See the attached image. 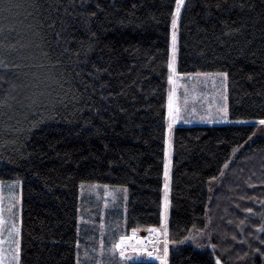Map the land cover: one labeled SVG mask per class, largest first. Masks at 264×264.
<instances>
[{
	"label": "trees",
	"instance_id": "16d2710c",
	"mask_svg": "<svg viewBox=\"0 0 264 264\" xmlns=\"http://www.w3.org/2000/svg\"><path fill=\"white\" fill-rule=\"evenodd\" d=\"M175 7L0 0V180H22L19 264H77L99 242L109 264H163L113 246L160 228L166 196L167 264H264V0H184L173 29ZM173 57L175 75L228 74L229 119L180 122L169 148ZM83 183L127 187L126 215L91 208L94 227L80 224ZM195 232L210 243H187Z\"/></svg>",
	"mask_w": 264,
	"mask_h": 264
},
{
	"label": "rangeland",
	"instance_id": "374dc122",
	"mask_svg": "<svg viewBox=\"0 0 264 264\" xmlns=\"http://www.w3.org/2000/svg\"><path fill=\"white\" fill-rule=\"evenodd\" d=\"M200 73L216 74L223 72H197L182 75H175L173 73L171 93L173 94L174 107L180 108L179 119L173 126L180 122L190 124L207 123L208 121L210 123H223L229 119L228 78L225 80V78L216 75L208 77L197 75ZM225 107L226 113L222 111ZM128 199L129 190L127 187L100 183H83L80 187L79 223H86L89 227H94L90 218L91 216L88 220L83 218V214L86 213L84 215H88L91 208L97 209L100 212L99 215L102 217L111 208L120 209L126 215ZM166 212L167 209L164 212L163 225ZM21 214L22 180H0V264H19ZM13 225L15 226V230L13 229ZM99 228L97 227L95 230L99 231ZM189 237L193 239H187V243L201 248L206 247L207 243H210L209 232H195ZM166 240L168 249V236ZM17 247L19 248V258L18 260H14L13 256L16 254ZM164 247L165 244H162L160 253L155 251V255H160ZM87 248L89 249L84 251L85 254H78L77 264H109L103 258L102 242H99L96 247L88 245ZM128 252L134 253L133 250ZM136 254L141 255L139 252H136ZM162 258L165 259V257ZM219 264H223L220 259Z\"/></svg>",
	"mask_w": 264,
	"mask_h": 264
},
{
	"label": "snow or ice",
	"instance_id": "6c2138e0",
	"mask_svg": "<svg viewBox=\"0 0 264 264\" xmlns=\"http://www.w3.org/2000/svg\"><path fill=\"white\" fill-rule=\"evenodd\" d=\"M184 5V0H176V7H175V14L173 15V18H172V27L173 29H176L177 27V21L179 19V16H180V12H181V8L182 6ZM175 40H176V33L175 31L173 32V44L175 45ZM2 63V62H0ZM168 67L169 69L175 73V58L173 57V60L169 62L168 64ZM197 75H202V76H205V77H208V76H212V75H216V76H220V77H223L225 78V80L227 79V76L228 74L226 72H223V73H216V74H211V73H200V74H197ZM169 81L172 82V76L170 75L168 77ZM222 111H225L226 113V107L224 109H222ZM179 112H180V108L179 107H174V99H173V94L172 93H169V97H168V115H169V124H168V134H169V141H168V144H169V148H171V131H172V126L173 124L179 119ZM259 123L261 125H264V120H260ZM225 167H228L227 164H225ZM221 175H223V173H221ZM164 176H165V190L167 192V189H168V179H169V166L168 164L165 165V172H164ZM213 179H217V177H213ZM165 202H166V205H167V196L165 197ZM247 211L251 212L252 210L251 209H247ZM13 229L15 230V226L13 225ZM262 231H264V228L261 229ZM166 232V230H165ZM126 239H129L127 237H120V242L119 243H116L114 244L113 246V251H115V249H120V252H119V255L124 258L125 261H128L130 259H138L139 257L136 256H128L126 255V248H125V240ZM187 239H193L192 237H186V240ZM167 241L165 242V247L163 249V252L160 254V255H157L155 257H153V253L150 252V251H145L143 249H133V252L136 253V252H139L141 253L142 255L148 257V258H152V259H156V260H161L162 257H166L167 256V252H168V249H167ZM213 247H215L213 245ZM257 252H260V249H256ZM18 252H19V248L17 247V250H16V254H14L13 256V259L14 260H18ZM261 255H264V252H261L260 253ZM163 264H167V261L166 260H163ZM217 264H219V259L217 258Z\"/></svg>",
	"mask_w": 264,
	"mask_h": 264
},
{
	"label": "built area",
	"instance_id": "2783aa9c",
	"mask_svg": "<svg viewBox=\"0 0 264 264\" xmlns=\"http://www.w3.org/2000/svg\"><path fill=\"white\" fill-rule=\"evenodd\" d=\"M166 217L167 216H165L164 225H162L160 228L147 229L143 232L132 231L128 235L123 236L129 238L125 240L126 254L129 253L128 251H132L133 249H143L145 251L152 252L153 257L157 256L155 255V251L160 253L162 249V244L164 245L165 242L167 241L166 237L168 236V226H166L167 225ZM119 242L120 239L118 240L117 243ZM116 250L118 251V253L120 252V249H116ZM150 259L156 260L152 258Z\"/></svg>",
	"mask_w": 264,
	"mask_h": 264
},
{
	"label": "water",
	"instance_id": "95a60500",
	"mask_svg": "<svg viewBox=\"0 0 264 264\" xmlns=\"http://www.w3.org/2000/svg\"><path fill=\"white\" fill-rule=\"evenodd\" d=\"M200 124H206V123H200ZM177 125V124H176Z\"/></svg>",
	"mask_w": 264,
	"mask_h": 264
}]
</instances>
